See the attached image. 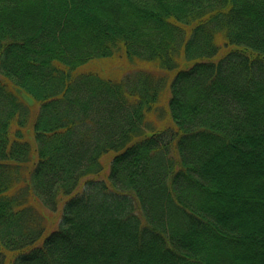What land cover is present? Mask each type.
<instances>
[{
	"label": "trees",
	"instance_id": "trees-1",
	"mask_svg": "<svg viewBox=\"0 0 264 264\" xmlns=\"http://www.w3.org/2000/svg\"><path fill=\"white\" fill-rule=\"evenodd\" d=\"M0 264H264V0H0Z\"/></svg>",
	"mask_w": 264,
	"mask_h": 264
},
{
	"label": "rangeland",
	"instance_id": "rangeland-1",
	"mask_svg": "<svg viewBox=\"0 0 264 264\" xmlns=\"http://www.w3.org/2000/svg\"><path fill=\"white\" fill-rule=\"evenodd\" d=\"M114 62V60L112 59V60H108V61H106V62H104V65H109V64H111V63H113ZM114 66H111V68H113ZM159 125H161V124H159Z\"/></svg>",
	"mask_w": 264,
	"mask_h": 264
}]
</instances>
